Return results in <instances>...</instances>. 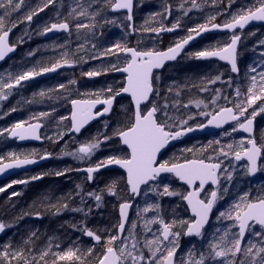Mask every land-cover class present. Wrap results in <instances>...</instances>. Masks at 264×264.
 <instances>
[{
    "label": "snow or ice",
    "instance_id": "snow-or-ice-1",
    "mask_svg": "<svg viewBox=\"0 0 264 264\" xmlns=\"http://www.w3.org/2000/svg\"><path fill=\"white\" fill-rule=\"evenodd\" d=\"M234 0H229V6ZM56 0H44L42 7L36 10H31L23 20L31 22L33 16H36L38 12L43 11L50 5H54ZM24 0H0V60H3L8 53L15 50V45L9 44L8 37L13 28H15L19 22H22L20 18L12 20V14L18 12ZM104 4L107 7H111L113 11L126 10L127 15L125 19L129 22L132 21L133 0H104ZM192 8H198L197 0H191ZM92 7L91 0L87 6L83 4L78 5L77 8H71L62 22L51 23L50 26H45L41 34H47L54 30H62L71 35V27L69 18L75 20L74 25L77 34L81 33V30H88L94 36V29L97 27L93 21L100 16V10L89 12V8ZM182 7V6H181ZM165 12H169V8L165 7ZM186 14V13H185ZM163 15V14H160ZM82 18H88L89 23H83ZM216 17L211 16L208 23L198 25L199 31L204 32L209 30V24L213 29H227L233 32L230 43L225 44L223 47L214 50H205L195 53L197 58H210L218 57L222 61H227L231 65V72L238 73L239 68L237 65V45L241 40L240 35L235 34V29L239 27L243 29L251 21H264V0H256L254 6L247 9H242L240 12L233 14L231 19L224 24L213 23ZM105 23L115 24V20ZM131 26V25H129ZM179 23L173 24L171 28H165L163 26L159 28H147L142 26V30L159 33L162 31H173ZM189 32H197V29H189ZM199 34V32H197ZM193 39L192 35H189L187 39L176 43L174 47H169L167 51H157L154 49L149 50H137L136 48L127 47L124 44L116 43L111 48L105 49L99 55H94L93 59H99L101 56H107L109 54H115L113 49L117 52H123L128 54L124 66L120 67L116 64L111 65L108 69L103 70H91L82 75L88 77H96L107 71H116L126 73V82L117 90H113L110 86L106 92L111 93L104 99H100V93H95V99H72V113H71V131L79 133L81 129L92 119L97 116H102L111 111L113 102L116 97L121 93H127L131 97V101L134 105V110L128 117L127 124L122 128L114 130L112 136L103 135V139L99 136L93 138L91 141L80 144L75 152L65 153L66 155H72L75 158L84 161L90 159L100 145L113 137L119 139L120 143L126 146V154L122 156H110L98 163L95 166H90L84 169L87 173V179L91 181L93 179V173L98 172L101 168L109 165H118L126 172V185L133 196L141 194L142 187L148 186L150 182L157 181L162 173L172 174L179 181H182L184 185H187L186 192H180L171 189L170 185L166 182H161L150 186L149 189L144 190V195H148V191H152L159 197H173L178 196L181 200L187 202L188 208L191 209L194 219L189 220H173L171 222H165L163 218H160L159 212L161 205L157 203L149 204L143 209V212L154 211L157 213L153 219L145 223V228H148L149 224H159V236H156L153 240H147L144 247L148 249L150 255L146 258L143 251L138 248L139 240L135 238V234L132 231L136 228V224H131V229H128L129 236L134 242L129 247V237H124L125 223L128 221L127 210L131 207L128 202L121 203L119 205L120 221L116 226L117 232L108 236L106 242L102 245V250L95 255L94 259H90L96 253L95 246L89 247L85 250L79 248L68 247L66 250L53 252L51 247H47L41 250L38 255L33 254L32 249H28L26 255L25 249H13L11 244H6L4 250L0 251V264H142L147 259L148 264H175V255L179 247L178 239L183 235L201 237L203 235L202 230L208 224L210 214L213 211L214 206L219 199L223 198V195L218 196L216 189L210 193H206L205 198H201V193L205 192V185L211 184L219 188L220 177L224 175L228 181L232 180V175L228 172V169L222 168L223 160L232 157L235 161L247 160L246 171L248 174H255L258 171V161L262 154H264V143L257 144L256 139L248 138L246 140L239 141L238 144H226L220 146L214 150L215 155L207 157L203 156V153L199 155H193L192 158H185L183 162L175 160L163 162L157 161V156L162 149L169 144L170 141L176 140L186 132H191V127H182L187 125L188 120H180L179 124L176 123V118L170 116L168 113V104L165 102L162 106L157 105L151 97L159 96V89L154 87V81L160 79L159 76L154 75V70L160 69L164 66L166 61L175 60L180 50ZM260 45L264 46V40L260 41ZM95 48L96 45L92 44ZM83 45H80L77 51H80ZM34 52H30L29 55H34ZM73 56L75 53L72 54ZM262 61H264V52H261ZM83 59L82 57L80 58ZM77 61L69 58L68 52L61 53L59 59L48 65H41L38 69L33 68L28 71H24L15 77L9 76L8 81L0 79V100H6L9 91L20 85L22 81L35 78L45 73L56 72L58 69L68 66H73ZM250 71L257 73L256 67H251ZM259 77V79H258ZM221 79L220 75H217L214 79H210L209 83H216ZM250 85L247 87V91L242 93L239 87L236 88L237 102L232 104V107H219L212 112H201L200 115L210 117L207 121L208 125H215L221 127L224 123L229 121L236 122V126L232 128V131L242 130L245 133L251 134L253 131V119L260 113H264V71H259L256 75L248 77ZM70 84H76L75 80H71ZM231 85V78L227 81ZM58 89L68 90L65 84H60ZM172 91L171 88L168 89ZM207 90V89H202ZM219 92V90H217ZM41 97L46 93L41 91L39 93ZM88 95V94H85ZM243 96V99L240 97ZM215 97L212 103H216ZM228 99V97H224ZM257 101L262 103L258 109L253 107L257 104ZM231 103V101H229ZM203 103L197 102V107ZM97 104H103L105 107L102 112H93V109ZM144 105V107H142ZM148 105H151L148 107ZM206 108L207 104L204 105ZM188 107V105H184ZM252 108L251 117H248V109ZM16 109H12L15 111ZM160 113V115H158ZM48 113H40V116H47ZM193 117L189 116L188 119ZM243 118V119H242ZM65 119V118H62ZM26 122L21 121L12 126L10 129H4L0 131V135L7 132L12 137H18L20 140L26 138H34L39 140L41 137L37 134L38 130L42 127L40 123H29L25 126ZM206 125H200L205 127ZM107 127V122H105ZM176 129V130H173ZM226 135L230 133H225ZM63 134H60L62 138ZM264 140V134L261 137ZM220 145V141L214 142ZM211 146V142L210 145ZM187 152L193 153L192 148L186 149ZM50 154H45L41 159L47 158ZM12 158L11 163H4V157H0V172L5 169H11L14 167H20L22 165L32 164L36 161L24 156L21 159L16 154H10ZM65 173L63 171H57L55 175L61 176ZM40 176H33L32 179H40ZM12 183H28L26 180L13 181ZM118 181L113 180L111 184L107 185V192L109 195L116 196V188ZM7 187H11L9 184ZM79 187V186H77ZM5 191L4 188H0V192ZM227 187L222 189L223 194H227ZM18 195V193H13ZM87 195L93 197L97 202V207H100V201L102 196L98 193L89 192ZM251 194L246 192L243 196L239 197L238 201L233 202L226 210L220 211L218 220L227 219L233 221L232 227H237L238 231L230 233L225 231L223 235L208 242L207 255L201 252L199 259L194 258V252L189 250L188 260H181L180 264H205V261H216L220 259V264H264V195L257 197H251ZM83 203V199H82ZM57 209V213L61 209L69 208L67 203H59L53 205ZM73 211H83L81 208L72 209ZM30 213H25L29 215ZM139 215V212L137 213ZM36 216L39 217L40 213L37 212ZM257 226H259L257 228ZM6 225L0 223V232H3ZM182 229L175 230L174 229ZM84 233L92 238L96 244H100L102 237L96 234L94 231L85 227ZM219 231V229H217ZM246 234L250 235L253 239L245 241ZM32 236H36L33 232ZM231 236V238H229ZM27 243V242H26ZM59 248V245H56ZM194 247V246H193ZM163 249V250H162ZM49 256L52 257L49 262ZM31 257V258H29Z\"/></svg>",
    "mask_w": 264,
    "mask_h": 264
},
{
    "label": "trees",
    "instance_id": "trees-1",
    "mask_svg": "<svg viewBox=\"0 0 264 264\" xmlns=\"http://www.w3.org/2000/svg\"><path fill=\"white\" fill-rule=\"evenodd\" d=\"M43 2L44 0H24L21 9L12 14V20L20 18L22 21L12 29L16 31L12 37V42L18 46L17 54L20 56H29L30 52H34L35 54L30 55L33 56L32 60L26 59L28 60L26 61L27 67L24 66V59L12 60V64L6 67L4 73L6 78L9 79V76L15 77L33 68L38 69L41 65L50 66L51 63L60 58L61 53L68 52L69 58L77 61L72 69L75 75L69 76V82L71 80L79 81L80 79L91 78L95 83L94 94L100 93V96H102L111 95V93L104 91L110 86L113 90L119 89L123 84V79L114 76V71H107L96 77H88L82 75V73L91 70L108 69L113 64L122 67L126 59L122 56V52H117L115 49H113L115 54L101 56L99 59H93L92 57L94 55H99L105 49L111 48L116 43H121L127 47L136 48L137 50H143L141 48L143 45L140 46L138 42L142 44V41L146 38L155 36V32L144 31L142 30V26L147 28H159L161 26L171 28L173 24L178 22L179 26L176 27L180 29L178 34L162 37V43L159 45L158 50H166L187 38L189 35L196 33H190L189 29L195 28L199 31L198 25L208 23L211 16L216 17L213 23L224 24L231 19L233 14L240 12L242 9L254 6L256 0H234L231 6H229V0H197L198 8H192L191 0H136L133 27L134 35L132 37L126 19L124 20L126 25H124L122 31L115 30L112 23H105V21L115 20L119 16H113L111 14V7L105 6L104 0H91L92 7L89 8V12L95 10H100L101 12L100 16L93 21L97 25L93 30L95 33L94 36L86 29L81 30V33L77 34L74 27L76 21L69 18L71 35L60 36L54 40L40 44L41 33L45 26H50L51 23L62 22L68 17V12L71 8H77L79 10L78 5L83 4L87 6L90 0H56L54 5H50L43 11L38 12L36 16H33L31 22L23 20V17L31 10L42 7ZM165 7L169 8V12H165ZM201 9H206L207 13L205 15L198 14ZM0 12H3V9H0ZM82 22L89 23L90 21L88 18H82ZM261 40H264V27L252 29L243 35L238 52L239 76L233 77L227 68L219 64L194 62V58L196 57L195 53L218 49L229 42V36H208L178 63L170 66L162 74L158 75L160 79L154 81V84L159 89L160 95L158 97L153 96V100L159 106L167 102L168 109L174 108L173 110L175 112L181 114L176 119L177 124H179L180 120H188L187 125H183L182 127L201 125L208 117L200 115L201 112L206 111L200 107L197 108V102L205 101L206 94L210 97L216 95L222 97V93H224L227 95L228 101L236 102L237 97H233V95H236V88L239 87L240 91L245 93L247 87L250 85L248 77L256 75L259 71H264V61H262L260 55L261 52H264V46L260 45ZM92 44H95L96 47L93 48ZM80 45H83V48L77 51ZM73 53H75L74 56L72 55ZM81 57L83 58L82 60L80 59ZM251 67H256L257 73L251 72ZM217 75L221 76L219 81L216 83L208 82ZM229 78H231V85L227 83ZM169 88L172 91H169ZM41 91L45 92L46 95L66 96L67 100L80 98L85 95L81 92H73V89L70 91H65L64 89L56 90V87L43 90L36 89L31 93V96L36 97L34 98L36 102H39V98H42L39 95ZM23 94L20 99L26 98V94ZM22 101L24 100L12 102L6 99V101L0 103V130L10 129L13 125L21 121L27 122L29 120L24 117L25 112L28 110L26 107L29 108V106L22 105V103L24 104ZM261 103V101H257V104L253 107L258 109ZM184 105H188V107H184ZM12 109L16 110L12 111ZM40 112L48 113L49 115L45 117L55 123L54 125L48 126L53 132L56 130L67 131L69 127V104H66V100L63 105L48 107L43 110L40 109ZM131 113L132 109L127 100L119 102L114 111V117L112 118L113 123L109 132L110 136H112L114 130L122 128L127 124L128 117ZM251 113L252 108H249L246 115L251 117ZM189 116L193 118L188 119ZM261 116H264V113H260L255 118ZM115 125L116 128H114ZM262 125L258 128L255 135L258 145L264 143V140L261 139L262 134H264ZM3 135L6 138L7 132ZM229 143L234 144L232 139L226 142L220 141V145L213 143L208 150L215 152L214 150L220 146ZM56 146L58 145L54 146L53 151H57ZM99 151L92 161L94 164L110 156H122L126 154L120 149L114 137L102 143ZM0 157L4 156L0 154ZM9 160H12V158L8 156L4 159V161ZM50 166L62 168L65 174L62 175V179H59V176L55 175V173L49 172L47 183H45L48 184L47 188H43L41 195L30 196V193L34 192L36 187L38 188V186L32 185L31 188L25 189L18 194L21 198L19 201L16 200L17 202L15 204L12 200L9 201L6 198L3 199V203L1 200L0 216L3 219L1 223L7 226L9 232H7L5 238L0 239V248L2 247L4 250L6 244H11L13 249H25L26 255L28 254V249H32L33 254H35L49 246L53 252L66 250L68 247L85 250L94 246L91 242L85 240L83 229L87 227L102 237L101 243L95 246L96 253L90 258L94 259L95 255L102 250V245L106 242L105 240L108 236L116 233V226L118 225L117 208L127 198L123 178L116 172H106L96 177L92 187L95 186L94 193L102 196L100 207H97L95 200L89 203L90 196L87 194L91 192L92 187L88 186L86 182H78L77 179L71 180L74 168L73 164L67 160L50 164ZM238 179L241 184L256 185L257 196L264 195V167L261 169L258 178L253 181L248 179L246 175L238 177ZM113 180L118 181L116 196H111L107 192V185L111 184ZM230 182L236 183L237 180H231ZM259 186L262 187V190L259 189ZM235 191L234 187H230L227 191L228 195L225 194L223 197L232 200L235 197ZM19 202L22 207L16 205ZM59 203H67L69 208L61 209L57 213V209L53 205ZM75 208H81L83 211H73L72 209ZM13 209L15 210V214L13 213L12 216L11 212ZM37 212L40 213L39 217L36 216ZM25 213L30 214L25 215ZM33 232L36 233V236L31 235ZM56 245L60 247L57 248ZM3 250L0 249V251ZM48 259L50 262L52 258Z\"/></svg>",
    "mask_w": 264,
    "mask_h": 264
},
{
    "label": "flooded vegetation",
    "instance_id": "flooded-vegetation-1",
    "mask_svg": "<svg viewBox=\"0 0 264 264\" xmlns=\"http://www.w3.org/2000/svg\"><path fill=\"white\" fill-rule=\"evenodd\" d=\"M135 6H136V4H135ZM206 13H207L206 9H201L200 13H198V14L205 15ZM175 29H178V32L176 33V34H178L180 32V29L179 28H175ZM13 31L14 32L11 35V38H10V44L11 45H15V47L17 48V53H18V46L12 42V37L16 33L15 30H13ZM130 33H131L130 35L132 37L134 35V30L132 32L130 31ZM176 34H172L170 36H173V35H176ZM61 36H64V35H61ZM161 36L162 37H167V36H163V35H161ZM43 37H44V34L41 35L40 44H44V43H46L48 41H51V40H54V39H56V38H58L60 36L55 37V38H51V39H44ZM155 37H160V35L155 33ZM183 40H181V41H183ZM229 40H230V37H229ZM181 41H179V42H181ZM196 46H194L192 49H190L187 52V54L190 53ZM17 53L13 57H11L4 65H2L0 67V75L5 73L6 67H9V65L12 64V62H13L12 60L24 59L25 60L24 61L25 62L24 66L27 67L26 61H28V60H26V59L32 60V58H33V56H30V55L29 56H20ZM195 58H194V62L195 63H199V62L195 61ZM17 66H19V65H17ZM221 66H223V65H221ZM72 69H73V66H71L69 69H66V70H64V71H62V72H60V73H58V74H56V75H54L52 77L45 78L43 80H34V81H31V82H28L27 84L21 85L18 88H13L11 90H8L10 92V94L8 95L7 99L11 100L12 102H15V101L19 102L21 100H24V101H22V102H24V104L22 103V105L29 106V108L26 107L28 110H27V112H25V115H24L25 118L29 119L26 122L25 125H27L29 123H32V124L40 123L43 126V130L41 131V134H40V137H41L40 139L42 140L41 144H38V145H30V144H28V145L21 146V145H18L16 142L9 141L8 140V133H7V135H6V139L8 141L7 145L9 147H12L13 149L18 150V151L26 152V153H22V154L19 155V157L21 159H23L24 156H28V158H30V159L39 160V159H41V157L45 156V154L47 153V154H50L48 156L51 157V160H50L49 163H47L44 166L38 167V168H36V169H34V170L30 171V172H27V173H24V174H20V175L14 177L12 179H9L6 182H1L0 183V188H4L5 189L7 184L12 183L13 181H16V180H18V179H20L22 177H25L26 179L24 178V180H26V181L28 179H30V182L27 185V188H25V189L31 188L32 185L38 186V188L36 187L34 192L30 193V196L41 195L43 188H47L48 184H45V183H47V176H48L49 172L56 173L57 171H63L62 168H57V167H54V166H50V164H55L57 162V161H54V158L58 155L57 154L58 153V149H60V147H63L64 143H66V142L67 143H74V142L82 143V142H85V141L86 142L91 141L93 138L98 137V136H99L100 139H103V135L110 136L109 132H110V129L112 127V123H113L112 122V118L114 117V111L116 109V106L122 100H127L130 103L129 99H127V98H123V99L118 100L115 103L113 111L111 113V116L108 119H102L101 121H98L96 124H94L89 129H87L86 131L81 133L79 136H75V135L69 136V132H70V119H69L70 118V105H71V100L72 99L71 100H69V99L67 100V97L66 96H62V95H46L44 97H46L47 99L42 97V98H39L40 99L39 102H36L34 100V98H36V97L31 96V93L34 90H36V89L43 90V89H48V88H53V87H56V90H61V89H58L57 87L60 84L63 83V84H65L68 87L69 91L73 89L74 90L73 92H81L83 94H88V95H83L80 98H75V99H95L96 96L93 95L94 91H95V83H94V81L91 78H85L83 80L80 79L79 81H76V84H74V85L69 83V76L75 75L74 74L75 72H73ZM163 72H161L160 74H162ZM115 73H116V71L113 72V75L116 76V77L122 78L123 79V84H124L125 83V78L122 77V76H118ZM60 74H66L68 76H66V78H59ZM160 74H155V75L158 76ZM1 79L2 80L6 79L4 81H8V78H6V76H5V78L1 77ZM105 82H106V80H105ZM154 87H155V84H154ZM23 93L26 94V98L25 99H23V98L20 99V97H22L24 95ZM107 96H109V95H102V96H99V98L100 99H104ZM51 97H53V98H51ZM17 99H18V101H17ZM151 99H153V97ZM65 100H66V104H69V117H68L69 127H68L67 131H62V130L57 131L56 130V132L58 134L64 133L65 137L62 140H60V141L57 140V142H54V141L52 142V140H48L47 141L46 138L44 137V133L46 132V130H50L48 128V126L54 125L55 123L52 120H50V119L48 120V118L45 117V116H40V113H42V112H40V109L43 110V109L48 108V107H56L58 105H63ZM4 101H6V100H4ZM0 103H1V100H0ZM130 106H131V103H130ZM150 106L151 105H148V107H150ZM226 107H232V106H226ZM131 109H132V106H131ZM173 109L174 108H170V109H167V110H168L169 115H171L173 113V117H175L176 113H175V110H173ZM101 111L102 110H100L98 112H101ZM132 111H133V109H132ZM158 115H160V113H158ZM179 115H181V114H179ZM207 119L205 120V122L207 121ZM254 119L257 121V128H256V131H257L258 128L263 124L264 119H262V116L259 117V118H254ZM105 122H107V127H105ZM204 123H202L201 125H203ZM234 126H236V124L228 127L224 131H222V132H220L217 135L212 136V137H203V138H199V139H189L186 142H184V143H182V144H180V145H178V146H176L174 148H171V149L165 151V153L159 158L158 163L159 162H163L165 160H168V161L175 160V161H178V162H183V160L185 158H192L194 154L195 155H199L200 153H203L204 157H207V156H210V155H215L216 154L215 152L208 150V148L210 147L209 146L210 144L208 143L209 140L214 139V138L220 136L221 134H223V133H225V132H227L229 130H232V128ZM185 127H189V126H185ZM193 127H196V126H193ZM236 133H237L236 138H235L236 140L238 138H244L245 140L248 139L247 137L240 135L237 131H236ZM255 135H256V133H255ZM231 139L233 140L234 144H236L237 141L235 142V139L232 138V137H231ZM114 140L118 143V146L120 147V149L123 150L126 153V150L121 147V144H120L119 140L116 137H114ZM51 144H54V146L58 145V146L55 147L57 151H53V150L49 151L48 150V147ZM9 147L6 146L4 149L1 150V152H3V151L6 152V150H8ZM187 148L188 149L192 148L194 150V152L193 153H189L186 150H184V149H187ZM33 150H35V152L32 153ZM230 159L232 160V163H234L236 165L242 164V165L246 166V163H244V162L237 163V162H235L234 158L230 157ZM220 160H223V159L221 158ZM9 161H12V160H9ZM9 161H4V163L5 162H9ZM71 164H73V163H71ZM73 165H74V168H73V174L71 176V180L77 179L78 182H84V183L86 182L88 184V186H90V187L93 186L96 177L101 175V174H103V173L116 172V173L120 174L122 176V178H123L124 185L126 187V192H127V198L121 203L130 202L132 200L130 198V196H129L128 188H127V185H126V177L122 173H120L118 171H104L102 173H99V174L95 175L94 178H93V182L90 185L88 183L87 176L79 174L78 171L83 169V168H87V167H90V166H95V164L91 161L88 165H86V164H83V165L73 164ZM222 168H225L224 160H223ZM260 172H261V166H260ZM260 172H259V175H260ZM244 175L243 174H239V172L235 171L232 174V180H237L236 183H231L228 180L227 181H222L221 177H220V186H219V188L216 189L218 191V196L219 195H223V196L225 195V194L222 193V189L224 187H227V189H229L230 187H234L235 190H236L234 192V196L235 197L232 198V200L224 198V197L222 199L218 200L217 204L213 208V211H212V214H211V217H210V222L206 226V228L202 231L203 235L201 237L186 238L185 237L186 235H183V234L179 237V239H178L179 247L177 249V252H176V255H175V259H174L175 260V264H180L182 259L183 260L190 259L189 255H188L190 249L194 252V258L195 259H199V255H200L201 252H204L205 255H207L208 242L209 241H212L215 238H218L219 236L223 235L225 231H230V233H235V232L238 231L237 227H232V225L234 223L233 221L227 220V219L218 220L217 217L219 216V212L220 211L226 210L233 202L238 201L239 197L243 196L244 193H246V192L250 193L251 197H256L257 196L256 185L239 183L240 180L238 179V177H243ZM33 176H40L41 178L33 180L32 179ZM246 177L248 179H250L249 176H248L247 171H246ZM59 179H62V175L59 176ZM250 180L253 181L252 179H250ZM161 182L168 183L170 185L171 189H174V190H177V191H180V192H186L187 190H189L186 186L179 184L177 179L174 176H172V175H165V176L159 177L157 179V181L151 182L150 185L145 186V187L142 188L140 197H139L138 201L136 202V204H135V206H134V208H133V210L131 212V216H130V220H129L128 226L130 225V221L132 219L133 213L137 209H138V212H139V215H138L139 221H142V219L147 220V221L153 219V217H155L157 215V213L154 212V211H149V212L145 213V212H143V209L145 207H147L149 204H153V203H157V202L161 205L159 216H160V218H163L165 220V222H171L173 220H178V221L179 220H189V221H191L192 219H194V217L192 216V213L189 210V208L187 207L185 201L181 200L180 197H178V196L159 197V196H156L150 190L148 191V195L147 196L144 195V190L145 189H149L150 186L155 185V184H159ZM245 187H247V189H245ZM13 189H15V188H13ZM259 189L262 190V187L259 186ZM15 190H17V189H15ZM94 190H95V186L92 187L91 192H94ZM205 190H206L205 192L201 193V198H205L206 193H210L214 189L212 187H208ZM23 191H22V189H18L16 191V193L19 194V193H21ZM11 193L12 192H10V193L7 192V193L0 194L1 195L0 196V202L2 200V203H3V199L4 198H6V200L9 199V201H10L12 198H10V197L8 198L7 196L9 194L11 196ZM226 195H228V193ZM1 197H3V198L1 199ZM20 198L21 197H18V199H20ZM226 199H227V201H225ZM94 200L95 199L90 196L89 203L91 201L93 202ZM119 205H118V207H119ZM14 211L15 210L13 209L12 212H11L12 216H13V213L15 214ZM117 218H118V208H117ZM2 220L3 219L0 216V222ZM118 223H119V221H118ZM128 226H127V228H128ZM258 227L259 226H257V228ZM127 228H126V232H127ZM160 228H161V225L154 224V226L152 227L151 231H149V232L155 238L156 236H159V234H160L159 233V229ZM217 229H219V231H217ZM175 230L183 231L182 229H179V228L174 229V231ZM116 232H117V229H116ZM126 232H125V235H126ZM149 232H147V233H149ZM6 234H7V231H6ZM6 234H5V236H6ZM125 235H124V237H125ZM229 238H231V236H229ZM248 239H253V238L250 235L246 234L245 241H247ZM205 264H220V259L218 258L216 261H208V260H206Z\"/></svg>",
    "mask_w": 264,
    "mask_h": 264
},
{
    "label": "water",
    "instance_id": "water-1",
    "mask_svg": "<svg viewBox=\"0 0 264 264\" xmlns=\"http://www.w3.org/2000/svg\"><path fill=\"white\" fill-rule=\"evenodd\" d=\"M134 8H135V0H133L132 17L134 15ZM111 13L113 15H125V16L127 15L126 10H123V9L116 10V11H113L111 9ZM127 22L129 23V25H131L129 28H130V31L132 32L133 31L134 21L132 19L131 22H129V21H127ZM261 27H264V21H251L247 25H245V27L243 29H240L239 27H237V29H235V34L240 35L241 40H242L241 34L247 32V31H249V30H251L253 28H261ZM13 32L14 31L12 30L10 32V34H9V37H8L9 44H10V38H11V35L13 34ZM177 32H178V29H174L173 31H162V32H159L158 35L169 36V35H172V34H176ZM198 32H199V34H197V32H196L195 34L192 35L193 39L189 40L188 43L184 45V47L180 50V52L177 55L175 60L166 61L162 68L154 70V75L155 74H159V73L163 72L169 66H171L173 64H176L178 61H180L182 59V57L190 49H192L194 46H196L199 42L204 40L206 37L211 36V35H215V36H219V35L232 36L233 35V32L231 30H227V29H213V28H211V26H209V30L208 31H204V32L198 31ZM67 34H69V33H66V32H64L62 30H59V31L54 30L52 32L44 34L43 38L44 39H51V38H55V37H58V36H61V35H67ZM241 40L238 42V45H237V65H238V50H239V47H240V44H241ZM164 51H167V50H164ZM16 53H17V48L15 47V50L13 52L8 53L3 60H0V67L2 65H4L11 57L16 55ZM122 55L126 59L129 58L128 54H126V53L122 52ZM195 61L196 62H214V63H218L220 65H223V66L227 67L229 69V72H230L231 76H233V77H238L239 76V72L238 73H232L231 72V65L227 61H222L218 57H210V58H197L196 57ZM69 68L70 67L65 66V67H62V68L58 69L56 72L45 73V74H42L40 76H36L35 78L29 79L27 81H22L21 84L16 86L15 88H18L19 86L27 84L28 82H31V81H34V80H43L45 78L52 77V76H54V75H56V74H58V73H60V72H62L64 70H66V69H69ZM238 68H239V66H238ZM115 74L118 75V76L124 77L125 78V82H126V76H127L126 73L116 72ZM123 98L129 99V101L131 103V106H132V109L134 110V105H133V103L131 101L130 95L127 94V93H121L120 96L115 98V100L113 102L112 109H111V111L109 113L104 114L102 116H97L94 119L90 120L81 129V131L79 133H75V132L70 130L69 136H72V135L79 136L81 133H83L84 131L89 129L91 126L96 124L98 121H101L102 119H108L111 116V113L113 111L115 103L118 100L123 99ZM104 107H105V105H103V104H97L95 106V108L93 109V112L95 113V112H98L100 110L103 111ZM142 107H144V105H142ZM71 113H72V104L70 105V118H69L70 119V129H71ZM208 119H207V121H208ZM262 119H264V116H262ZM207 121L203 124V125H206L205 127H200V126L192 127L193 130L191 132H186L185 135H183L182 137H180V138H178L176 140L170 141L169 144L166 145V147L164 149H162L161 152L158 154L157 161H159V158L165 153V151H167V150H169L171 148H174V147L186 142L189 139H199V138H203V137H212V136H215L218 133L224 131L228 127L236 124V122H234V121H229L227 123H224L221 127H216L215 125H208ZM25 126H27V125H25ZM256 128H257V121L255 119H253V131H252L251 134L245 133L242 130H238L237 132L240 135L245 136L247 138H253V137L255 138ZM42 130H43V126L38 130L37 134L39 136H40ZM8 140L12 141V142H16L18 145H21V146L28 145V144H30V145H38V144L42 143L41 139L37 140V139H34V138H26L24 140H20L18 137H12L9 134H8ZM121 147L127 151L126 146L121 144ZM262 156H263V154H262ZM262 156H261L260 160L258 161V171L255 174H248L249 178L252 179V180L256 179L259 176L260 164H261ZM50 160H51V157L48 156L47 158H44V159L35 160L36 162L32 163V164L22 165L20 167H14V168H11V169H5L3 172H0V183L1 182H6L9 179H12V178H14V177H16V176H18L20 174H24V173L30 172V171L38 168V167L44 166L47 163H49ZM11 162H13V161L5 162V163H11ZM235 162H237V163L244 162L247 165V160L246 159H242L241 161H235ZM84 169H86V168H83V169L79 170L78 173L81 174V175H86L87 176V173H86V171H84ZM104 171H118V172L122 173L126 177V172H125L124 169L120 168L118 165H109L107 167L101 168L98 172L93 173L92 174L93 178H94L95 175H97L99 173H102ZM165 175H172V174H168V173H162L161 174V176H165ZM177 181L179 182V184L184 185L182 181H179L178 179H177ZM92 182H93V179L91 181L88 180V183L90 185L92 184ZM184 186L187 187V185H184ZM141 187L143 188L145 186H141ZM208 187H212L213 189H217L216 186H213L210 183L205 185V189L208 188ZM128 192H129V196H130V198L132 200L130 202H128V203L131 204V207L127 210L128 221L125 223V229L127 228L128 224H129L131 212H132L136 202L138 201V199L140 197V195L133 196L130 193L129 189H128ZM185 203L187 205L186 201H185ZM189 210L191 211L190 208H189ZM211 214H210V217H211ZM118 221H120V210H119V207H118ZM209 222H210V219H209ZM209 222H208V224H209ZM206 226H205V228H206ZM125 232L123 234H121V235L124 236ZM5 234H6L5 230L3 232H0V237H4ZM185 237L186 238H195L196 236H187L186 235ZM85 240L88 241V242H92L93 245H98V244H96V242L92 238L88 237L86 234H85Z\"/></svg>",
    "mask_w": 264,
    "mask_h": 264
},
{
    "label": "rangeland",
    "instance_id": "rangeland-1",
    "mask_svg": "<svg viewBox=\"0 0 264 264\" xmlns=\"http://www.w3.org/2000/svg\"><path fill=\"white\" fill-rule=\"evenodd\" d=\"M124 20H125L124 16H119V17L115 18L116 23L113 24L114 27H115V30L122 31L124 25H126V22ZM173 36H175V35H173ZM138 43H139L140 46L143 45V47H141L143 50L154 49V50L158 51L159 45L162 43V37L161 36L160 37L153 36V37H150L148 39L146 38L144 41H142V44H141V42H138ZM5 76H6L5 74H1L0 75V79H1V77L5 78ZM66 76H68V75L60 74L59 78H65ZM3 80H6V79H3ZM6 91H8V90H6ZM222 94H223L222 97H220V95H216V96H211L210 97L208 94H206L205 95V99H204L205 101H203V103H201L199 107L202 110H205L206 112H212V111L217 110L219 107L232 106V104L235 103V102H232L231 100H230L231 101V103H230L228 101V99H224V97H227V95H225L224 93H222ZM215 97H218V99H216V103L213 104L212 100ZM233 97H236V95L235 96L233 95ZM240 99H243V96H241ZM2 101H4V100H1V102ZM236 102H237V100H236ZM205 104L208 105L207 108L204 106ZM199 107H197V108H199ZM175 113H176L175 118L178 119L177 117H178L179 114L177 112H175ZM170 116H173V113ZM114 127L116 128V125ZM262 127L264 128V125ZM173 130H176V129H173ZM0 131H2V130H0ZM225 133H230V134L226 135ZM225 133L221 134L220 136H218V137H216L214 139L209 140L208 143L210 144V142H211V144H212L215 141H222V142L230 141L231 137L235 139L236 135H237L236 131L234 132L232 130H229V131H227ZM61 134H63L62 138H60V134H58L57 132L53 133L52 130H46V132L44 133V137L46 138L47 141L48 140H52V142L53 141L57 142V140L60 141V140H62L65 137L64 133H61ZM241 140H245V139L244 138H238L236 140L237 142L235 141L236 144H238L239 141H241ZM85 142H82V143H85ZM82 143H77V142H74V143H67L66 142V143H64L63 147H60V149H58V154L59 155L54 158V161L63 162V161H67L68 160L69 162H71L73 164H76V165H83V164L88 165L91 161H93V159L96 157V155L100 152L99 148L97 150H95L94 154L91 156L90 159H86L84 161H81V160L75 158L72 155H66L65 154V153H69V152H75L78 149V147L80 146V144H82ZM7 144H8L7 143V139L4 137V135H0V154H2L4 157H7V156L10 157V154H13V153L16 154L17 156H19L22 153H26L24 151L21 152V151H18L16 149H13L12 147H9ZM6 146L9 147V149L6 150V152L5 151L1 152V150L4 149ZM33 152H35V150H33L32 153ZM221 158L224 160L225 167L228 169V172H230L231 175L235 171L239 172V174H243V175L245 174L246 175V166H244L242 164L236 165V164L232 163V160L230 159V157L227 158V159H225L224 157H221ZM263 167H264V158L261 161V169ZM24 178L25 177H22V178H20V179H18L16 181L24 180ZM221 180L222 181H227V179L225 178L224 175L221 176ZM27 181H28V183H26V184H24V183H9V184H11V187H7L9 185V184H7L6 187H5V191L0 192V194L7 193V192L8 193L12 192L11 196L9 194L7 197L8 198L9 197L12 198L11 200L15 204L17 201H19L18 197H20V196L13 195V193H16V191L18 189H22V191H23L25 188H27V185L29 184L30 179H28ZM13 188H15L17 190H15ZM16 205H18L19 207H22L20 202L17 203ZM137 213H138V209L132 215V219L130 221V225L127 228V232H126L125 237H129L128 243H129V247H130L131 243L134 242V241L129 236L128 229H131V224L135 223L136 224V228L133 229L132 231L135 234V238L137 240H139V242H140L138 244V248H140L143 251L145 257L147 258L150 255V253L148 252V249L146 247H144L145 242L147 240H153L155 238L151 235V233L148 231V229L145 228V223L147 222V220L142 219V221H139ZM153 226H154V224H149L148 228L152 229ZM5 231L9 232V230L7 229V226L5 227ZM147 232H149V233H147ZM6 236H7V234H6ZM5 237H0V239L5 238ZM0 249L3 250L2 247ZM35 254L38 255V253H35ZM29 258H31V257H29ZM49 258H52V257L49 256ZM142 264H148L147 259L145 261H143Z\"/></svg>",
    "mask_w": 264,
    "mask_h": 264
},
{
    "label": "bare ground",
    "instance_id": "bare-ground-1",
    "mask_svg": "<svg viewBox=\"0 0 264 264\" xmlns=\"http://www.w3.org/2000/svg\"><path fill=\"white\" fill-rule=\"evenodd\" d=\"M208 63H214V62H208ZM51 130V129H50ZM53 132V131H52ZM56 132V131H55ZM53 132V133H55ZM52 149H54V144H51L49 147H48V150L49 151H52Z\"/></svg>",
    "mask_w": 264,
    "mask_h": 264
}]
</instances>
